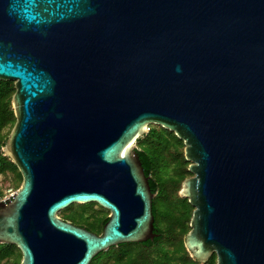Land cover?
Masks as SVG:
<instances>
[{"label":"water","instance_id":"obj_1","mask_svg":"<svg viewBox=\"0 0 264 264\" xmlns=\"http://www.w3.org/2000/svg\"><path fill=\"white\" fill-rule=\"evenodd\" d=\"M0 80L21 176L0 243L20 264L158 236L136 150L150 125L184 144L192 259L264 264V0H0ZM90 202L109 211L101 234L57 214Z\"/></svg>","mask_w":264,"mask_h":264},{"label":"trees","instance_id":"obj_2","mask_svg":"<svg viewBox=\"0 0 264 264\" xmlns=\"http://www.w3.org/2000/svg\"><path fill=\"white\" fill-rule=\"evenodd\" d=\"M14 91L12 81L0 80V131L14 124L15 118L11 107V97ZM158 128L159 130L149 126L148 133L139 139L136 147L145 175H153L150 178V184L153 190H157L153 204L155 224L159 231L158 238L148 247L135 243L136 248L133 251L123 249L130 243H122L113 247L112 249L116 250L112 254L114 261L110 264H199L192 259L183 244L184 236L189 231L186 222H189L193 211L187 199L178 195L181 183L191 174L187 169L189 163L183 155L184 144L182 139L175 136L172 131L161 126ZM8 133L0 136V174L12 171L20 176L17 167L3 155L2 147ZM169 146L172 147V152L167 150ZM170 163H173L171 174L167 170ZM88 210H91V205ZM85 211L87 210H80L77 216L68 214L64 219L99 232L102 222L95 228L90 226L89 220L83 218ZM165 243H171L173 249L166 250ZM13 249L19 251L15 245L0 244V262L10 258L13 255ZM151 251L160 255L159 260H150ZM103 253L105 252H100L93 260ZM214 263L215 260L212 257L205 264ZM15 264H19V259H15Z\"/></svg>","mask_w":264,"mask_h":264},{"label":"rangeland","instance_id":"obj_3","mask_svg":"<svg viewBox=\"0 0 264 264\" xmlns=\"http://www.w3.org/2000/svg\"><path fill=\"white\" fill-rule=\"evenodd\" d=\"M158 126L159 125H150V127H154L157 130H159ZM10 129H11L10 126H6L5 128H3L0 131V136L6 135L10 131ZM167 150L169 152H172L173 149L171 146H169ZM167 170H168L169 174L173 173L172 172L173 171V163H170L168 165ZM190 175L191 174H189L188 176H190ZM20 183H21V177L17 173L12 172V171H5L4 173H1L0 174V201L7 198V196H9L11 193H14L17 190V188L20 186ZM167 203H169V202H167ZM90 205H91V209H92L93 208L92 202L82 203V204H79V203L72 204V205L68 206L67 208L60 210L57 214H58V216H60L61 218L64 219V217H66V215H68V214H74L77 216L80 213V210L81 211L87 210L83 213V218L89 220L91 210H88V209L90 208ZM95 209L102 212L98 206H95ZM186 223H187V227L189 230L190 229L189 222H186ZM178 247L180 248L179 245H178ZM135 248H136L135 243H130V244L125 245L123 247V249L128 250V251H133ZM165 248H166V250H172L173 245L171 243H165ZM115 250L116 249H111V251H104L105 253H103L98 258H96L95 260L90 262V264H110V263H112L114 261L112 254H114ZM16 258L19 259V263H20L21 255H20L19 251H17L15 249L13 251V255L10 258L2 260L0 262V264H15ZM159 258H160L159 254H157L154 251H151V253H150V260L151 261L152 260H159Z\"/></svg>","mask_w":264,"mask_h":264},{"label":"flooded vegetation","instance_id":"obj_4","mask_svg":"<svg viewBox=\"0 0 264 264\" xmlns=\"http://www.w3.org/2000/svg\"><path fill=\"white\" fill-rule=\"evenodd\" d=\"M145 173V172H144ZM146 176H148V181H149V186H151V184H150V178L153 176V175H146ZM152 187L153 186H151L150 187V190H151V192L152 193H154V197L152 198V213H153V217H154V222H153V225H154V230H153V233H158L159 231H158V227H157V225L155 224V216H154V200H155V197H156V195H157V190H153L152 189ZM95 206H98L100 209H101V211L102 212H100V211H98V210H96L95 209ZM92 209H91V212H90V218H89V222H90V226L92 225V226H94V228H95V226L96 225H99V223L100 222H102V225H101V229L99 230V232H96V231H94L93 229H88V228H86L85 226H83V227H85L86 229H88V230H90V232L92 231V232H94V233H96V234H101V232H102V228H103V225H104V223L106 222V220L108 219V214H109V211L108 210H106L105 208H103V207H101L100 205H98L97 203H92ZM64 220H66V219H64ZM73 223V222H72ZM95 224V225H94ZM77 225H79V224H77ZM80 226H82V225H80ZM158 237H154L153 239H152V241H150V239H148V240H146V241H143V242H133V243H139V244H142L143 246H146V247H148V246H150V245H152V244H154L155 243V241H156V239H157ZM118 246V245H117ZM117 246H112V247H110L108 250H106V251H111V249L113 248V247H117ZM98 255V254H97ZM96 255V256H97ZM95 256V257H96ZM214 258V260H215V263H216V254L215 253H213L210 257H209V259L210 258ZM208 259V260H209ZM21 260V259H20ZM207 260V261H208ZM93 261V259L91 260V262ZM206 261V262H207ZM205 262V263H206ZM204 263V264H205ZM214 263V264H215ZM20 264V263H19Z\"/></svg>","mask_w":264,"mask_h":264},{"label":"built area","instance_id":"obj_5","mask_svg":"<svg viewBox=\"0 0 264 264\" xmlns=\"http://www.w3.org/2000/svg\"><path fill=\"white\" fill-rule=\"evenodd\" d=\"M14 193H11L9 196H7V198L3 199L2 201H7V200H10L11 197L13 196Z\"/></svg>","mask_w":264,"mask_h":264}]
</instances>
